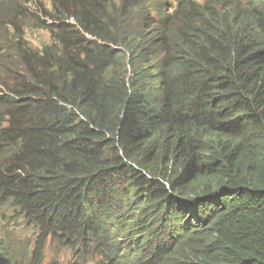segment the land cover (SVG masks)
<instances>
[{"label": "trees", "instance_id": "16d2710c", "mask_svg": "<svg viewBox=\"0 0 264 264\" xmlns=\"http://www.w3.org/2000/svg\"><path fill=\"white\" fill-rule=\"evenodd\" d=\"M137 2L59 0L105 42L64 55L0 33V264H264V0Z\"/></svg>", "mask_w": 264, "mask_h": 264}, {"label": "bare ground", "instance_id": "6f19581e", "mask_svg": "<svg viewBox=\"0 0 264 264\" xmlns=\"http://www.w3.org/2000/svg\"><path fill=\"white\" fill-rule=\"evenodd\" d=\"M8 1H10V0H0V7L1 6H3V5H5ZM35 2H37V0H35ZM79 2L80 1H77V2H75V3H69V5L70 6H74L75 4H79ZM25 3H26V10H28L29 9V1L28 0H25ZM172 3V2H171ZM41 6H43V9L44 8H48V7H52V6H55V7H57L58 6V2L56 1V0H48V2L46 3V0H41ZM34 10H36V8L34 9ZM175 10H177V8H175L174 6H172V5H170V11L171 12H173V11H175ZM164 13V12H163ZM162 13V14H163ZM64 18L65 17H56V18H54V19H52V20H50L49 22H51V23H53V25L54 26H56V27H58V26H61V27H59V28H57V30L58 31H62V33H60V34H58L57 32L56 33H54L53 35H51V34H49L50 35V40H49V42H47V43H45L44 45H42V47L41 48H39V50L40 49H42L44 46H46V45H48V44H51L52 42H54V41H56L58 44H60V42L62 41V38L65 36L66 37V40L67 39H70V41H67L68 43L69 42H73V41H76V38H72L70 35H65V32H64V28H63V26L64 25H68V24H70L69 23V21H64ZM90 25H91V23H90ZM43 27H40V29H42ZM35 29H39L38 27H35ZM76 29V28H75ZM77 29H82V27H78ZM102 31L104 32V33H106L107 32V26H106V28L105 27H103L102 28ZM54 36V37H53ZM98 39V37L97 36H92V37H89V38H86V41H85V43L86 44H88V43H92V41H95V40H97ZM98 42V41H97ZM99 43V42H98ZM100 44V43H99ZM103 44V43H102ZM77 52H79V58H72V59H70L69 61L70 62H73L74 60L75 61H79L80 59L81 60H83V61H85L86 60V56H85V52L84 51H81V50H79V48H77V47H72L71 49H69L68 50V53H70V54H74V55H76L77 54ZM40 53V55H42V52H39ZM65 53L64 52H62V49H61V53H59V55H64ZM15 104H16V102H14ZM13 193H15V192H4L3 194H2V198H3V202L4 201H6V200H8V198L10 197V195L11 194H13ZM186 219V218H185ZM183 221H185V220H183ZM26 232H28V230H26ZM130 247H133L134 246V244H131V245H129ZM123 249H125V248H123ZM55 254H56V252H54V253H52L51 251H49V250H47V255H48V257H43V259L45 260V261H48V260H50L52 257H54L55 256ZM82 258H83V254H82V256H81Z\"/></svg>", "mask_w": 264, "mask_h": 264}, {"label": "rangeland", "instance_id": "374dc122", "mask_svg": "<svg viewBox=\"0 0 264 264\" xmlns=\"http://www.w3.org/2000/svg\"><path fill=\"white\" fill-rule=\"evenodd\" d=\"M48 0H46V3ZM171 5V4H170ZM27 37L30 43L35 47H42L45 43L49 42L50 35L47 31L43 29L39 30H27Z\"/></svg>", "mask_w": 264, "mask_h": 264}, {"label": "clouds", "instance_id": "9594fccd", "mask_svg": "<svg viewBox=\"0 0 264 264\" xmlns=\"http://www.w3.org/2000/svg\"><path fill=\"white\" fill-rule=\"evenodd\" d=\"M225 1H227V0H225ZM239 1H241L242 3H245V2H247L248 0H239ZM78 8H80V7H78ZM53 8H51V10H52ZM48 13V12H47ZM47 13H45V14H47ZM46 16V15H45ZM57 16H55V18H56ZM64 21H69V23H70V25H72V26H75L76 28H78V27H81L80 26V24H79V22L75 19V17H69V18H67V19H65L64 18ZM50 23V26L51 25H53V23H51V22H49ZM5 25H8V23H6ZM83 34H84V36L86 37V38H89V37H92L93 35L92 34H90V33H88V32H85L83 29H79ZM96 42L98 41L100 44H105V42H103L101 39H97V40H95ZM60 46H61V49H62V51H63V45L60 43L59 44ZM17 46V45H16ZM16 46H13V48H15V49H19L18 47H16ZM127 62H128V59H127ZM128 69H129V79H128V83H130V80L132 79V77H133V72L131 71V67L128 65ZM0 88H1V86H0ZM20 234H22L21 232H20ZM23 235V234H22Z\"/></svg>", "mask_w": 264, "mask_h": 264}]
</instances>
